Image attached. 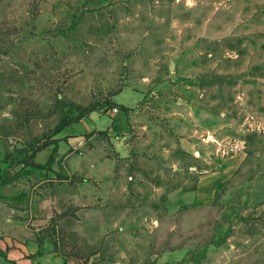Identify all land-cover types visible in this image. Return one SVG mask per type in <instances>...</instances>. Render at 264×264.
<instances>
[{
	"label": "rangeland",
	"instance_id": "374dc122",
	"mask_svg": "<svg viewBox=\"0 0 264 264\" xmlns=\"http://www.w3.org/2000/svg\"><path fill=\"white\" fill-rule=\"evenodd\" d=\"M0 237L264 264V0H0Z\"/></svg>",
	"mask_w": 264,
	"mask_h": 264
},
{
	"label": "crops",
	"instance_id": "0c3cea01",
	"mask_svg": "<svg viewBox=\"0 0 264 264\" xmlns=\"http://www.w3.org/2000/svg\"><path fill=\"white\" fill-rule=\"evenodd\" d=\"M227 173L225 168H221L220 171L205 176L204 182L200 181L197 188V196L200 200L208 202L212 196V189L226 179L225 174ZM9 240L11 241L7 237H0V253L3 254L8 264H63L57 254L41 252L36 246L32 247Z\"/></svg>",
	"mask_w": 264,
	"mask_h": 264
},
{
	"label": "trees",
	"instance_id": "16d2710c",
	"mask_svg": "<svg viewBox=\"0 0 264 264\" xmlns=\"http://www.w3.org/2000/svg\"><path fill=\"white\" fill-rule=\"evenodd\" d=\"M65 126H67V124H63L62 126H60L59 129H61V128L65 127Z\"/></svg>",
	"mask_w": 264,
	"mask_h": 264
},
{
	"label": "water",
	"instance_id": "95a60500",
	"mask_svg": "<svg viewBox=\"0 0 264 264\" xmlns=\"http://www.w3.org/2000/svg\"><path fill=\"white\" fill-rule=\"evenodd\" d=\"M172 69V67H170V70ZM211 140H214L212 137H210Z\"/></svg>",
	"mask_w": 264,
	"mask_h": 264
}]
</instances>
